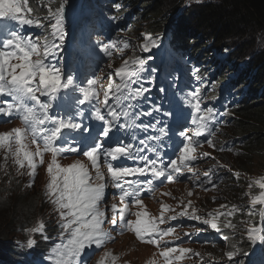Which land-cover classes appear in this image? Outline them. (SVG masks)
I'll return each mask as SVG.
<instances>
[{"label":"snow or ice","instance_id":"6c2138e0","mask_svg":"<svg viewBox=\"0 0 264 264\" xmlns=\"http://www.w3.org/2000/svg\"><path fill=\"white\" fill-rule=\"evenodd\" d=\"M23 10L28 13L33 12V9L28 6V0H23V3L20 0H0V17L10 15L11 19L17 20L21 25L44 26L41 19L34 20L17 15ZM62 12V6L55 11L51 7L47 8V18L55 20L49 25L51 29L49 35L54 39L50 42L49 36L43 38V53L40 51L41 44L38 40L20 35L17 32H11L9 38L4 39L0 45L4 49L0 50V95H6L13 101L0 104V115L11 116L15 112L25 125L24 128L17 127L9 132L0 133V148L5 149L7 153L13 156L18 169L27 167V175L30 177H35L38 163L43 165L44 154L51 153L52 158L46 169L49 176L46 195L54 206V211L58 213L57 227L60 229L61 237L66 240V243L53 247L48 257L51 264H87L90 256L86 255L84 250L93 245L100 247L105 240L111 239V234L105 231L103 227L109 218L100 207L105 189V173L101 171L102 157L108 179L116 189L120 190L119 199L124 205L123 208L119 209L115 204L111 206L113 215L110 222L115 225L118 214L122 229L133 232L139 241L160 248L163 238L174 233L175 229L168 227L166 230H162L159 228V224L165 223L166 219L175 220L177 216L166 218L164 210H174L167 205H162L158 219L156 217L148 218V213L143 211L132 213L137 217L135 221L126 219L129 214L127 198H134L135 205L144 207L139 198L141 186L134 184L131 177L150 175L153 179L163 178L171 183L178 175L183 174L184 170L193 172L190 165L197 159L194 153L200 144L196 138L204 136L206 132L211 135L209 124L215 118L214 110L210 107L202 108L199 92H193L192 101L194 103L190 102V106L195 113L191 120L195 128L191 135L187 131L180 132L183 146L179 150L177 159L165 163L160 151L162 145L157 143L150 147L149 141H162V138L167 136V126L158 128L157 125L163 123L158 119L154 122H141L143 117H151L154 112H160L161 109L158 105H152L149 109L135 110L140 100L145 98V93L151 91V88H146L141 83L143 80L141 73L146 70V60L144 58L124 60L122 66L116 68L113 76L109 77L110 82L104 90L102 101L94 88L97 83L95 79L88 80L87 87L78 89L81 96L78 99L79 105L95 102L92 108V118L100 122V130L87 147H73L71 145L65 147L64 145L68 144L66 137L70 136L72 132H78L82 128L84 131L89 129L78 120L73 119L71 115H51L49 113L51 103L43 102L40 99V96H49L50 94L54 99L55 94L59 91L74 87L72 76L62 78L58 68L46 63L48 57L55 55L54 50L59 47L55 41L59 40L62 44L64 40ZM143 40L142 48L144 51H149L151 47L156 46V41L149 34H145ZM124 47L127 48L129 45L124 44ZM103 48L105 52H108V45H104ZM108 55L111 53L108 52ZM33 56L37 58L33 60ZM105 111L107 116L104 114ZM76 115L80 117L81 113L78 112ZM122 120L123 122H121ZM129 130H132L131 139L125 142L117 133L129 134ZM135 130L144 133L152 130L157 134L145 135L138 139ZM29 136L31 143L36 145L35 152L30 151L25 142ZM137 139L140 147L132 142ZM61 140L64 143L57 146ZM105 141H110L114 146L105 147ZM206 142L209 146L215 147L212 140L207 139ZM146 151L154 153V158L144 155L143 153ZM66 152L80 153L86 157L90 162L91 169L95 170V181H93L89 167L81 161H76L66 167L62 166L57 157ZM203 155L208 157L210 154L204 153ZM37 158H39L38 163ZM118 161H132L135 166H129L127 163H116ZM218 166L224 167L223 165ZM228 170L231 171V169ZM233 175L237 179L239 178V173H233ZM204 176L206 180L201 181L200 186L207 183L215 187L209 172H205ZM147 183L151 187L152 180H148ZM253 184L258 185L260 192L259 195L251 197L250 215L255 212L256 205L264 206V177L250 182L249 188H252ZM191 194L190 192L189 195ZM190 206L191 201H188L184 210L178 215L200 220L217 233L222 231L221 225L218 223L220 217H231L235 211H238L233 205L228 211L209 212L207 213L208 218H203L196 215L197 209L195 208H192V212L189 213L187 208ZM220 208L226 209L228 206L221 205ZM260 215L264 217V207L260 209ZM222 227L235 230L236 225L228 221L223 223ZM44 230L45 225L40 223L27 231L29 233H43ZM247 231L249 238H254L253 234L258 229L251 227ZM44 238L48 239L47 236ZM222 238L225 241L229 239L227 235H223ZM35 243L33 238L27 239L29 248L33 247ZM177 252L179 255H174ZM189 252L191 250L187 248H174L165 245L160 255L165 264H172L173 260H180ZM195 255L199 256L200 254L196 253ZM105 256H110L114 264L115 256H112L111 253H105ZM227 256L231 258L233 252L228 251ZM150 264H154V262H150Z\"/></svg>","mask_w":264,"mask_h":264},{"label":"trees","instance_id":"16d2710c","mask_svg":"<svg viewBox=\"0 0 264 264\" xmlns=\"http://www.w3.org/2000/svg\"><path fill=\"white\" fill-rule=\"evenodd\" d=\"M184 1L74 0L77 5L86 6L89 4L93 8L92 18H96V15L99 14L98 21L103 19L105 22L104 18L106 16L101 14V11L112 17L117 27L114 33V40L119 45L126 44L129 38L133 39L134 34L138 38L139 43L142 42V50L144 40L141 38L145 34L151 35L156 41V47L162 44L167 45L170 48L168 60L171 63V68L176 66L178 68H185L186 74L191 79H199L201 78L200 76L204 78L198 83L201 84V89L200 87L199 89L202 96L207 98L214 97L222 89H229V93L240 94L242 100L230 109V122L228 126L220 130L219 134L226 138L235 137L233 142L227 143L225 152L231 151L230 147L233 146V153L236 151L237 154L244 155L241 165L235 166L236 170L237 168L238 170L242 169L245 165L246 168H252L253 172L255 171L256 161H259L256 166L258 171L262 167V162H264V0H216L204 4L190 2L185 5ZM20 2L23 3V0ZM66 3H68L67 0H31L28 6L33 5L34 11L31 14L32 16L47 18L45 11L47 13L48 7H51L55 11L58 7L62 6L64 10ZM70 4L72 5L71 8H76L75 4ZM77 7L79 8V6ZM35 8L39 10L35 11ZM63 16L64 14L62 12ZM126 21L129 23H126ZM190 24L192 27L189 31ZM103 31L101 30V32ZM200 31L205 37L211 38L205 45L211 44L212 41L217 42L214 50L219 51L220 47L218 45L220 42L226 38H231V36L237 37L239 46L242 48L238 49L236 47L231 51L224 48L222 50L223 55L221 56V60L215 55H212L208 60H204L205 55L196 53L193 49L197 44L193 36H195V33H201ZM50 32L48 31L46 34ZM106 36L109 37V34H106ZM258 41L262 42L261 48L257 50L259 55L257 53L254 54L257 55L256 59L253 57L248 58L253 44ZM200 47H204V45ZM248 47H251V49H248ZM246 49L249 50L247 55L245 53ZM143 52L145 51L143 50ZM215 54L217 55V53ZM242 55L244 56V60L242 58H240L242 61L240 59L237 60V57L239 58ZM258 56L260 58L259 60H257ZM137 58L144 57L141 54V50L135 47L130 49L127 56L121 57L120 62L114 68L116 69L122 66L124 60ZM108 68L110 66H107ZM225 71H228V73L221 75ZM176 72L168 71L167 73V86H169L168 90L170 92L172 91L170 88L172 83H174ZM237 84L241 86L237 87ZM181 93L184 96H188V92L185 90H182ZM260 97L262 99H259ZM91 124L95 128L94 126L99 123L93 120ZM95 129L99 131L100 126ZM225 152L218 154V158L219 155H221L222 159L225 158ZM219 160L224 164L223 160ZM243 181V177H239L236 185H239ZM3 182L5 185L1 183V189H6L11 192L12 190L10 189H17L23 200L21 201L19 198L17 201L14 200L7 203L6 209L9 213V225L5 226L2 225L3 222H0V227H4L0 228V233L2 232L0 234V251L7 247V238L10 232L16 235L18 228L22 227L25 233L24 228L28 227L34 221L38 212L47 213V210L54 207L46 195L47 182L42 178L37 176L32 177L29 182L31 187L27 185L24 187L23 181L21 180L13 183L6 178ZM244 190L240 189L230 200L243 203V198H245ZM227 206H231L230 201ZM218 207L216 204V208ZM243 208V205L242 208L237 207L238 211H235L231 217H220L222 222L220 224L223 225V223L230 221L236 225V231L231 229L223 230L225 232L224 234L229 235V239L226 242L218 240L215 245L222 246L227 244L229 246L226 250L227 252L232 251L233 256L231 258H235L234 261H229L230 264H255L264 255V247L254 246L249 240V235L245 232L247 230L239 227V222L246 217L255 221L258 212L255 210L250 215V210L246 208L247 213L245 214ZM224 219L225 222H223ZM15 220L17 222L14 225ZM237 229L242 230L239 236L236 235L237 233H233L237 232ZM262 236H264V225L262 228ZM195 245L198 246L199 243L196 242ZM260 251H262L263 255L257 256L255 252L258 253ZM206 252L211 253L212 251L206 250ZM216 253L219 259L221 254L220 252ZM253 256H256V258L249 263V258ZM222 264L225 263L222 262Z\"/></svg>","mask_w":264,"mask_h":264},{"label":"clouds","instance_id":"9594fccd","mask_svg":"<svg viewBox=\"0 0 264 264\" xmlns=\"http://www.w3.org/2000/svg\"><path fill=\"white\" fill-rule=\"evenodd\" d=\"M53 21L55 20L49 19L46 24L43 23V25L45 26L44 30L49 29V25ZM102 72L103 71H99V73ZM108 72L112 73V71ZM167 73L168 71H160L158 74H161L160 77L164 78ZM186 73V71H177L176 75L174 76V83H172V86L170 88L172 90L171 93H173V95H179V99L176 102H185L186 99H188V101L185 102V105H176V108L173 113L180 115L181 118L179 120L170 119L171 122L169 123V125L173 124L175 128L169 130L176 132L177 135L181 137L179 135L180 133L178 132V128H180L183 123H181L180 121H184L186 119L184 117L186 112L188 115L195 114L194 110L190 106V102L194 103V101H192V94L193 92L198 91L200 94L201 107L204 109H207L209 107L213 108L215 113L214 120L211 121L209 124L211 135L206 132L204 136L196 138L200 141V144L196 147V151L194 153V155L197 156V159L191 162L190 165L193 168V172H188L187 170H184L183 174L178 175L174 182L169 183L163 178H160L158 180L153 179L150 175L144 177H131L134 184H139L141 186L140 192L142 195L139 198L142 200L144 207L135 205L134 198H127L126 203H128L129 205V214L127 215L126 219H131L135 221L137 217L132 213L141 211L147 212L148 218L153 217L151 216V214H154L155 210L157 209L156 206L160 201L162 189L164 187L163 185L169 184L171 186V189L169 192H167V195L169 199V204L171 205L174 211L170 213L168 218L172 216H177V219H168L167 222L159 224V227H169L172 223H181V220H185L190 223L193 222L194 219H189L187 217L178 215L181 211L177 209V203L179 202L182 206H185L188 204V201H191V206L187 208V211L191 213L192 208H195L197 209L196 215L205 218L209 211L202 212L201 206L205 204L206 200L208 201V198L214 200V194L217 192H221L222 188L224 187L223 179L226 177L224 167L225 162L227 160L226 158L222 159L221 155H219L218 158V154L225 152V150L227 149V143L233 142L235 140V137L226 138L225 136L220 135L219 132L223 127L228 126L230 122V109L235 107L237 103L242 100V96H240V94L229 93V89H222L214 97H204L200 92L201 84H198L204 78L200 76L201 78L199 79H191ZM168 88L169 86H167L166 89L165 87H163L162 93L165 95L166 98L175 99L173 95L169 94L170 91L168 90ZM166 90L168 93L166 92ZM182 90L187 91L188 96H184L181 93ZM158 95H162L161 92L151 93L149 102H151L152 99L158 97ZM171 102L172 101H170V103ZM135 133L137 135L138 131L135 130ZM128 135L131 136V131ZM207 139L212 140L215 147L209 146L206 142ZM110 146L114 145H112V143L110 142ZM230 149L231 151L225 153H231L234 150V147L232 146L230 147ZM204 153H209L210 155L208 157H205L203 155ZM178 154L179 151L174 155L172 159H177ZM219 159L223 160L224 164H222ZM203 165L208 166L204 171L202 170ZM218 165H223L224 167H219ZM4 166L7 167V169L0 166V182L4 176H7L6 178L8 181L16 183L18 180H21L23 181L24 187H26L27 175L25 174V172H23V170H16L9 159L6 160ZM205 172H209L212 177V181L215 184V187H213L212 184L207 183H205L203 186H200V182L206 180L204 176ZM7 173L9 175H6ZM42 174L43 172L42 170H40L38 171L36 176L40 178ZM148 180H152L151 187L147 183ZM190 192L192 193L191 195H189ZM113 195L114 196L103 199L100 204V207L105 211L106 216L109 218L105 221L103 227L105 231L111 234V239L105 240L103 245L100 247L93 245L91 248H86L84 250L85 254L90 256V258L87 260V264H101V261H103V264H112L111 257L105 256V253H111L112 256L116 257L114 264H142V262H144L145 260H150V255L152 253L153 247L151 244L139 241L133 232L122 229L120 226L118 214L116 216L117 223L114 225L110 222V218L113 214L112 211L107 212L106 209L113 204H115L119 208H123L124 206L119 199L120 192L118 191L116 195ZM156 196H159V198ZM194 198H198L199 201H201V206H197L192 202V199ZM181 200H183V202ZM8 202L9 201H7L6 203ZM214 210L222 211L221 208H216V205L214 207ZM57 221L58 213L56 211H52L51 208L50 210H47V213L38 212L34 221L30 223L28 227L24 228L25 233L22 227H20L18 228V232L16 235H11L9 238H7V247L3 248V250L0 251V264H51V261L48 259V257L51 254L53 247L58 245L55 243L63 238L59 237L60 229L57 227ZM16 222L17 221L15 220L14 225L16 224ZM199 222L201 221L195 220V225ZM40 223H43L45 225V230L43 233H29L27 231L28 229L38 226ZM45 236H47L48 239H45ZM30 237L36 241L35 245L31 248L27 246V239ZM218 240L220 239H216L215 241L209 242L207 244H200V246L203 247L204 251L213 250L208 249L207 247H215ZM62 243H66V240L62 241L60 244ZM141 249H143L141 258H135L133 256L134 253L140 251ZM262 251L258 253L255 252V254L257 256L263 255ZM216 255L218 256L217 253ZM81 259H83V257H81ZM198 259L204 260L205 258L201 256ZM259 260L257 262H259ZM257 262L255 264H264V261L260 263ZM211 263L222 264V261Z\"/></svg>","mask_w":264,"mask_h":264},{"label":"rangeland","instance_id":"374dc122","mask_svg":"<svg viewBox=\"0 0 264 264\" xmlns=\"http://www.w3.org/2000/svg\"><path fill=\"white\" fill-rule=\"evenodd\" d=\"M209 1H216V0H185L184 1V5L188 4L190 2H194V4H198V3L199 4H204V3H208ZM67 2L68 3H66V6H65V8L63 10V14H64L63 18H64V20H62V24H63V27H69V28H73L75 30L76 27H78L81 24V22L76 21V16L79 14L80 9L77 7V5H76L77 3H75L74 0H67ZM69 2L76 5V8H73L72 11H70V8L72 7V5ZM29 7H31L33 9V5H29ZM38 10H39L38 8H37V10L35 9V11H38ZM33 11H34V9H33ZM28 14H32V12L28 13ZM45 14H47L46 11H45ZM36 17L38 18V16H36ZM96 18H98V15H96ZM38 19H41V23L42 24H43V22H42L43 20L46 21V22L49 20V18H45V17L44 18H38ZM187 21H189V20H187ZM6 22H8V20H6ZM126 23H129V22L126 21ZM73 24H77V26L73 27ZM8 27H10V26H8ZM191 27L192 26L190 24V27L188 28L189 31L191 30ZM43 28H45V26H43ZM10 33H11L10 31H7V32L4 33V35L2 34V36H3L2 41L4 39L9 38V34ZM190 34H192V33H190ZM134 35L132 37L133 39L129 38L127 40L128 42L126 41V44L129 45V47H127V49L124 47V44H122L120 46H117V47H114L113 45H115V44L112 42V40H110L107 43L109 45V48L111 50H113V55L115 57V60H113V61L117 62L121 57L127 56V53L130 52V49L138 47V50L139 49L141 50L142 56L146 59V63L149 62V66H151V69L145 68L146 70L143 71V80L145 81L146 85L149 88H151L150 93H156V92L160 91V89H158V85H157V81H158L157 76H158V73L160 72L161 68L158 67V66L153 68L152 64H153V61L154 62L158 61V62L155 63V64H158L160 62V60L163 58V56L169 57L170 56V48L168 46H165L164 44H162V46H160V47H156V46L155 47H151L150 48V50H151L150 52H146V51L143 52V50L140 48L142 42L139 43V41L137 40L138 38L135 37ZM194 35L195 36H193V37H195V41H196L197 44L195 45V48H193V49H194V51L196 53H201L202 55H205L204 60H208L212 55L218 56L219 60H221L222 59L221 56L223 55L222 50L224 48L228 49L229 51L233 50L236 47H238V49L242 48L241 46H239V40H237V37L231 36V38H226L225 40L220 42V44L218 45L220 48H219V51H217V50H214V48L217 46V42L216 41H212L211 44L205 45L206 43H208V40H210L211 38L205 37L204 34H202V32L201 33H195ZM143 36H142V39H143ZM229 43H231V44H229ZM203 45H204V47H200V46H203ZM261 46H262V42L258 41L257 43L253 44L252 49H251V47H248V49H251L250 52H249L250 55L248 56V58L249 57L250 58L253 57V58L256 59L257 55H254V54L257 53L259 55L257 50L259 48H261ZM248 51L249 50L246 49V52H245L246 55L248 54ZM215 53H217V55ZM243 57H244L243 55L241 57H239V58L237 57V60H239L240 58H242V60H244ZM259 59L260 58L258 56L257 60H259ZM259 68H260V66H259ZM107 72L108 71H104V77H107ZM227 73H228V71H225L224 74H221V75H226ZM160 76H161V74H160ZM149 81H151V82H149ZM224 83L225 82H223V84ZM236 86L240 87L241 85L237 84ZM40 99L43 102L51 103L52 106L49 109V113L51 115L59 116L56 113V111H55L56 104H55V102L53 100H46V99H43L41 97H40ZM259 99H262V97H260ZM12 116H13L14 119L11 118ZM12 116L10 117L9 115H7V118H6L4 123L9 125L12 128H17V127L24 128L25 127V125L22 123V121L18 118V114L17 113L13 112ZM178 117H180V116H178ZM187 124H188V120H185V122L181 126V129H184L187 126ZM0 133H6V131L2 132L0 130ZM122 137H125V140L128 139L126 135L122 136ZM136 137H139V136L136 135ZM170 139L174 143H177V144H179L180 140H181V138L179 136H176V134H172ZM91 143H92V141H91ZM107 143H108V141H105V147H106ZM136 144H139L138 140H137ZM29 145L33 147L32 151L35 152L36 145L31 143V139H30ZM67 146H69V144L65 145V147H67ZM209 149H211V148H209ZM68 153L69 152H66L64 154L63 153L60 154L57 157V159L63 160L67 156L66 154H68ZM64 155H65V157H63ZM224 156H225V158L227 160L225 162V167H224L225 168L224 172L226 174V177L223 179L224 180V187L222 188L221 192H217V193L214 194V200L208 198V201L206 200L205 204H203L202 206H201V201H199L198 198L192 199L193 200L192 202L195 205H197V206H201L202 212H205V211L214 212L215 211L214 207H215L216 203L219 206L218 208H220L221 205H227L229 203V201H230V205L231 206H229L226 209H221V210L231 209V207L233 205H235L236 208L237 207L238 208H242V205H243V207H244L243 208V212L246 214L247 213L246 208L250 210L251 197L255 196V195H259V192H260V189H259L258 185L253 184V187L249 188V183L253 182L255 180H258L261 177H264V162H262V167L258 171L256 169V166L259 163V161H256L257 163H256V166H255V171H253V172H252V168H249V167L246 168L245 165L243 166L242 169L238 170V168H237V170H236L235 166L241 165V161H242V159H244V155H239L235 151L234 153L233 152L224 153ZM6 157L8 159L9 153H7L5 149L0 148V166L1 167H4V164H5L6 160H7ZM80 157L85 158L87 160V158L84 157L82 154H80ZM51 158H52L51 157V153H45L44 154V157H43L44 162H48L49 163L51 161ZM37 159H39V158H37ZM87 163L90 166V162L88 160H87ZM129 166H135V165H129ZM206 167H208V166L203 165L202 170L204 171L206 169ZM90 168H91V166H90ZM228 169H231V171H229ZM91 170L95 171L94 169H91ZM101 171L105 173V180L109 181L108 176H107V169L104 166L103 158H101ZM233 173H239V177H241V178L243 177L244 181L241 182L239 185H236L237 178L233 175ZM6 175H9V174L7 173ZM6 177L7 176H4L1 179L0 184L1 183L4 184L3 181H4V179H6ZM93 181H95V177L93 178ZM163 186L164 187L162 189V195H161L160 201H159L158 205L156 206L157 209L155 210L154 214H151V216L156 217L157 219L160 217V214H161V211H162V207H161L162 205H167V206H169L170 209H172L171 205L169 204V199H168V195H167V192L170 191L171 186L169 184L168 185H163ZM240 189H245L244 190V195H245L244 197L245 198H243V203L233 202L232 200H230V199H232L231 197H233ZM10 190H12V192L9 191V190L0 188V222H3L2 225H5V226L9 225V220H8L9 213H8V211L6 209L7 208V203L6 202L7 201H14V200L17 201V199H19V198L21 199V201L23 200V198L20 197L19 192L17 191V189H10ZM12 193H13V195H12ZM239 193H238V195H239ZM114 194L116 195L117 193H114ZM181 201L183 202V200H181ZM183 207L184 206H182L179 202L177 203V209L179 211H183L184 210ZM262 207H264V206H261V205H256L255 206V210H257V212H258V216H257L255 221H253L251 218L246 217L245 219H243L242 221L239 222V227H241L244 230H247V229H249L251 227H256L258 229V231L253 234L254 238H250L249 240L253 243L254 246H262V247H264V236H262V228H263V225H264V217H262L260 215V209ZM171 212L172 211L164 210V216L166 218H168V216L170 215ZM205 218H208V216H205ZM167 221H168V219L165 220V222H167ZM223 222H225V219L223 220ZM218 223L219 224L222 223L221 220H219ZM220 225H221L222 231L223 230L225 231V228L222 227V224H220ZM180 227H182L183 235H188L189 236V240H186L184 242V246L186 248H189V249L198 250V247H196V245H195L196 242L192 240L193 239V235H190L189 232L192 229H194V230L191 231V234H195L196 232H198V233L203 232L202 236L206 237L208 235V231L203 230L199 223H197L195 225V220H193V222H190V223H186L185 221H183L182 225ZM0 228H4V227H0ZM231 230H233V229H231ZM233 231H236V230H233ZM241 231H242L241 229L240 230L237 229V232H233V233H237L236 235L239 236ZM245 232L248 234V231H245ZM11 235H13L12 232H10L9 237ZM181 235H182V231H181ZM223 235H225V234L221 233L220 240H222V241H224L223 238H222ZM224 242H226V241H224ZM207 248L208 249H213V250H211L212 252L210 253V252H206V251L203 250L201 256L203 258L207 259V261L209 263H211V262H221L222 261L225 264H230L229 261H234V259H235V258H229L227 256V250L226 249L229 248V246H227V244H224L222 246H215V247L208 246ZM216 252H218V253L220 252V254H221L219 259H218V256L216 255ZM142 253H143V249H141L140 251L135 252L133 256L135 258H141V254ZM255 258H256V256H253V257L249 258V263L252 262ZM215 260H217V261H215Z\"/></svg>","mask_w":264,"mask_h":264},{"label":"bare ground","instance_id":"6f19581e","mask_svg":"<svg viewBox=\"0 0 264 264\" xmlns=\"http://www.w3.org/2000/svg\"><path fill=\"white\" fill-rule=\"evenodd\" d=\"M33 1V0H32ZM30 2H31V0L28 2L29 4H30ZM77 5V4H76ZM36 10H37V8H35ZM73 10V8H70V11H72ZM75 16V15H74ZM98 19H99V14H98V18L97 19H95V21H98ZM82 10H80L79 11V14L76 16V21H78V22H81V24H82ZM42 22H46V21H42ZM94 25H97V24H94ZM80 26V25H79ZM79 26L78 27H76V29H75V31H78L79 30ZM40 29H45V28H43V27H39ZM70 31L73 33L74 32V29L73 28H70ZM108 34V33H107ZM104 36V35H103ZM110 36V35H109ZM142 39V38H141ZM131 44V43H130ZM132 48V47H131ZM141 48V47H140ZM127 49V48H126ZM133 49V48H132ZM123 51V50H122ZM132 51V50H131ZM133 52V51H132ZM134 53V52H133ZM136 54V53H135ZM97 67H100V65H97ZM202 69V68H201ZM198 70V69H197ZM93 77H95V76H93ZM93 77H91V78H93ZM168 80V79H167ZM155 103H159V101L157 100ZM221 233H225L224 231H221ZM225 235H227V234H225ZM228 237H229V235H227ZM224 240V239H223ZM222 241V240H221ZM225 241V240H224Z\"/></svg>","mask_w":264,"mask_h":264}]
</instances>
